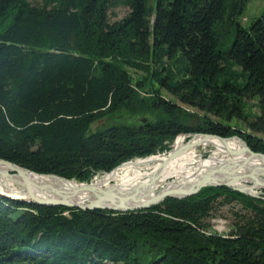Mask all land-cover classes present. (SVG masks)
I'll list each match as a JSON object with an SVG mask.
<instances>
[{
  "label": "trees",
  "instance_id": "trees-1",
  "mask_svg": "<svg viewBox=\"0 0 264 264\" xmlns=\"http://www.w3.org/2000/svg\"><path fill=\"white\" fill-rule=\"evenodd\" d=\"M116 1L0 0V158L89 182L169 151L181 134L238 136L264 153L262 138L222 121L237 117L264 134V23L237 21L246 0H156L153 8L123 0L129 12L111 23ZM224 23L235 34L221 49ZM129 69L145 75L133 81ZM150 77L204 114L157 88L144 92ZM252 97L258 113L250 119L242 102ZM122 112L154 116L103 124ZM217 201L248 212L227 235L205 221ZM0 264H264V200L207 186L118 212L0 196Z\"/></svg>",
  "mask_w": 264,
  "mask_h": 264
},
{
  "label": "bare ground",
  "instance_id": "bare-ground-1",
  "mask_svg": "<svg viewBox=\"0 0 264 264\" xmlns=\"http://www.w3.org/2000/svg\"><path fill=\"white\" fill-rule=\"evenodd\" d=\"M182 138L187 139L181 134L173 145V150H180L177 155L165 152L148 156L147 160L123 162L109 173L100 172L101 176L98 175L101 179H97L95 176L93 180L96 184L90 183L91 190L81 189L85 185L84 183L47 176V174L25 171V176L30 180L35 194L43 198H63L68 202L86 204L96 198L94 193H109L115 197L123 198L126 204L133 205L156 194L163 188H174L185 182L192 183L220 167L236 168L241 173L251 174L255 177H261L264 174V161L258 157H251L245 151H239L237 154L228 151L235 152L243 147V142L237 138L222 141L215 137L204 138L202 135H194L190 138L192 146L185 149H182V146L186 142L179 143ZM207 145H215L216 148L208 158L201 159L199 151L204 150ZM242 163L245 165L238 167ZM0 171L6 172V176L0 174V193L16 197L15 194L9 192V189L16 191L22 188V179L16 174L9 175L12 172L7 167L0 166ZM141 171L144 172L140 173ZM168 178H174L176 183L174 187L167 185ZM99 180L103 182H99ZM107 182H113L115 187H113L114 184L111 186ZM258 187H264V184L254 185L252 188H245V190L259 194L256 190ZM132 195H134L133 199H131ZM101 204L111 205L109 202Z\"/></svg>",
  "mask_w": 264,
  "mask_h": 264
},
{
  "label": "water",
  "instance_id": "water-1",
  "mask_svg": "<svg viewBox=\"0 0 264 264\" xmlns=\"http://www.w3.org/2000/svg\"><path fill=\"white\" fill-rule=\"evenodd\" d=\"M194 136V135H202L204 138L207 137H215L222 141H226L229 138H237L243 142V147L240 150L232 152L228 150L232 154H237L239 151L247 152L251 157H258L262 161H264V153L253 151L240 137L232 136V137H222L219 135H213L208 133H191V134H182V136ZM190 138L186 141V143L182 146V149L189 148L192 146L193 143L189 142ZM174 141V140H173ZM173 143V142H172ZM171 143V145H172ZM179 149L173 150V147L169 149L168 153H172V155H177L179 153ZM245 163L240 164L238 167H243ZM0 166L7 167L12 173L9 175H18L22 179V188L14 191L9 189V192L16 195V197L4 193H0V196H3L8 199L12 200H20L30 204H38L42 206H63L68 208H75L80 210H95V209H109L118 212H131V211H139L145 210L150 208L151 206L157 205L161 203L164 199L168 197L173 198H186L192 194H194L197 190L207 186H227L231 189L247 194L252 197H257L264 200V193L261 192V195L257 194L256 192L250 193L245 190V188H252L254 185H263L264 178L262 177H255L251 174H244L239 172L236 168H216L209 172V175L203 176L198 180H195L192 183L187 184L182 183L174 188H163L162 190L158 191L156 194H152L147 199H144L140 203L129 205L126 204L123 198L115 197L109 193L104 194H97L94 193L96 198L93 201H90L86 204H77L68 202L63 198H43L33 191L32 185L30 180L25 176V171H29L31 173H35L25 167L17 165L11 161L5 160L0 158ZM0 174L6 176L5 171H0ZM47 176H55L65 180H72L66 179L61 176L55 174H47ZM90 183H84L85 185L81 187L84 190H91ZM238 185H235V184ZM241 186V187H240ZM134 198V195L131 196V199ZM109 202L110 206H105L101 203Z\"/></svg>",
  "mask_w": 264,
  "mask_h": 264
},
{
  "label": "rangeland",
  "instance_id": "rangeland-1",
  "mask_svg": "<svg viewBox=\"0 0 264 264\" xmlns=\"http://www.w3.org/2000/svg\"><path fill=\"white\" fill-rule=\"evenodd\" d=\"M31 3H39V0H29ZM155 2L156 0H148V6L149 7H154L155 6ZM129 7L127 5H125V3L123 2V0H117L114 7L109 9V22H115V21H119L121 20L123 17H125L127 15V13L129 12ZM262 19L263 23H264V0H246L245 2V6H244V10L242 12L241 15H239L237 17V21L243 26V27H248L249 24L254 21L255 19ZM219 30L221 31V33H223L221 35L218 36V44L219 47L222 48H227L231 42L232 39L234 38V34H235V29H233V27L228 26L226 23L220 25ZM151 65L153 67H155V64L152 62ZM238 70H240L239 68H236ZM129 72L131 74V77L133 79V81L135 80H139L142 77H144V73L143 71L140 70H132L129 69ZM148 87H151L148 88ZM158 89L157 92L167 98V99H171L173 100V102H176L178 104H180L183 108H185L186 110H189L190 112H195L197 114V116H202L204 114V112L198 110L197 108L194 107H189L186 106L184 104H181L175 97H173L171 94H169L167 92V90L165 88H163L158 82L157 79L154 77H150L149 80L146 83V86L141 88L144 92L147 89H150L149 92H152L153 89ZM258 98L257 97H252V98H247V99H243L242 102V110L245 113L246 116H248L250 119H252L254 117L255 114L258 113ZM154 115L150 114V112H144L143 114H130L128 112H122L120 113L116 118H112V120H106L103 124L105 123H110V122H114V123H123V124H137L138 120L142 121L144 120L143 117L145 118H153ZM211 119L214 120H218V118H216L214 115L209 114L208 115ZM145 118V120H146ZM224 122V124H229L231 126H235L237 128H240L244 131H247L249 133H252L254 135H256L259 138H262L264 140V134L262 133H253L250 130H248L246 128V124L244 123V121L242 119H239L237 117H232L230 120H222ZM102 123V122H101ZM101 123H94L91 127V129L96 128L99 125H102ZM178 136L181 135H177L176 138ZM187 139H181L179 141L182 143H185L189 138H191V136L186 135L185 136ZM176 138L174 139L172 145H170V149L173 147L174 142L176 140ZM189 142H191V140H189ZM216 148L215 145H207L205 147L204 150L199 151V155L201 156V159H206L210 156V154L213 152V150ZM168 152V151H167ZM165 152L162 153H157L155 155H159V154H163ZM154 155V156H155ZM152 156V155H149ZM148 156H146L145 158H136V159H132L131 161L134 160H147ZM144 171H141L140 173H143ZM102 173L98 172L97 174H95L92 179L89 182H93V184H96L93 180V178L95 176H97V179H101L100 176ZM264 178V174H262V176ZM74 180V179H72ZM76 181V180H74ZM174 181V182H173ZM78 182V181H76ZM99 182H103L102 180H99ZM80 183H85V182H80ZM88 183V182H86ZM109 183L111 186L114 184L113 182H107ZM167 185H173L172 187H174L176 185L174 178H168L166 180ZM119 186V185H117ZM115 187V184L114 186ZM259 194L264 193V187H258L256 189ZM243 214H248V212L242 208V206L237 203V202H232V203H228V204H224L222 201H217L214 206L212 211L210 212V215L205 219L206 222L209 223V228L208 230L210 232H216L218 234L221 235H227L232 227V224L238 220H240V216Z\"/></svg>",
  "mask_w": 264,
  "mask_h": 264
}]
</instances>
